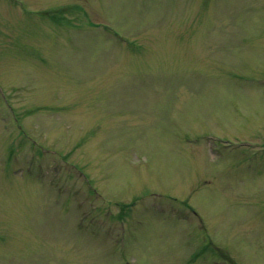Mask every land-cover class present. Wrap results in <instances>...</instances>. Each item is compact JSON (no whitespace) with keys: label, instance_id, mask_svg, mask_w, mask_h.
I'll list each match as a JSON object with an SVG mask.
<instances>
[{"label":"rangeland","instance_id":"rangeland-1","mask_svg":"<svg viewBox=\"0 0 264 264\" xmlns=\"http://www.w3.org/2000/svg\"><path fill=\"white\" fill-rule=\"evenodd\" d=\"M125 261L264 264V0H0V264Z\"/></svg>","mask_w":264,"mask_h":264}]
</instances>
